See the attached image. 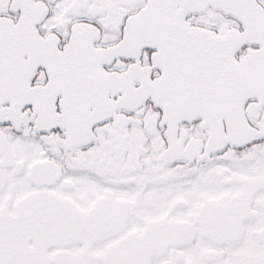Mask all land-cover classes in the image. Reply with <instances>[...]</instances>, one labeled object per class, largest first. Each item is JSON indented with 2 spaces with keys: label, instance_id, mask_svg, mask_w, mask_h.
I'll return each instance as SVG.
<instances>
[{
  "label": "snow or ice",
  "instance_id": "obj_1",
  "mask_svg": "<svg viewBox=\"0 0 264 264\" xmlns=\"http://www.w3.org/2000/svg\"><path fill=\"white\" fill-rule=\"evenodd\" d=\"M0 264H264V0H0Z\"/></svg>",
  "mask_w": 264,
  "mask_h": 264
}]
</instances>
